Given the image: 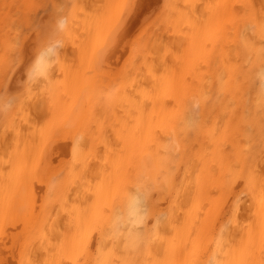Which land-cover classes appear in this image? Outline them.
<instances>
[{
    "label": "bare ground",
    "instance_id": "bare-ground-1",
    "mask_svg": "<svg viewBox=\"0 0 264 264\" xmlns=\"http://www.w3.org/2000/svg\"><path fill=\"white\" fill-rule=\"evenodd\" d=\"M179 1L187 12L179 10ZM209 1L172 3L179 17L172 13L174 17L168 20L176 16L182 24L187 23L184 27L181 24L182 30L189 28L185 30V46L178 49L172 43H168L171 47L161 43L163 49L156 45L155 52L142 51L145 57L141 56L140 63L145 71L139 67L137 95L133 94L138 97L136 104H130L135 100L130 101L133 95L129 98L125 91L120 92V103L126 100L121 111H131L128 117L138 113L137 139L135 123L128 125L124 113L126 127L125 119L116 112L122 129H129L124 133L117 123L118 132L113 134L117 144H113L102 125L96 124L99 130L96 127L95 137L90 134L101 149L96 160L91 158L95 167L88 159L94 153L89 152L91 140H86L90 144L88 157L84 156L83 142L81 151L89 166L81 165L92 179L83 174L88 181L73 180L72 166V172H80V163L86 162L80 156L81 162L70 166L67 178L66 173L61 175L64 179L60 177L59 193L52 201L46 199L44 205L31 207L27 213L17 195L4 242L8 264H207L213 251L221 264H264V91L257 78L258 73H264V0H250L248 6L240 1L246 10L244 16L235 14L234 5L239 0H217L221 6L216 7H210ZM226 16L233 19L234 25H226L230 30L223 27L219 36L218 28L214 35L210 25L207 31L208 24H220L222 19L226 22ZM212 64L216 69L208 66ZM204 65L211 69L206 79L193 83L191 90L197 89L196 96L172 88L179 71L185 70L186 76L194 79L195 71ZM189 120L195 121L191 129L186 126ZM120 139L127 143L122 146ZM169 142L176 145L175 150H168ZM145 155L152 157V164ZM23 171L22 167L19 173ZM74 181L77 185L72 192ZM138 183L151 190V218L143 227V242L132 245L123 236L110 234L108 225L113 209ZM153 193L166 208L157 207ZM95 208L99 215H92Z\"/></svg>",
    "mask_w": 264,
    "mask_h": 264
},
{
    "label": "rangeland",
    "instance_id": "rangeland-1",
    "mask_svg": "<svg viewBox=\"0 0 264 264\" xmlns=\"http://www.w3.org/2000/svg\"><path fill=\"white\" fill-rule=\"evenodd\" d=\"M176 1L178 2V0ZM176 1L0 0V95L14 94L16 96V103L13 108L6 113H0V264H8L5 245L7 242H4L5 237L9 233L11 224H9V218H11L10 210L14 207L15 198L19 197V201L21 199L20 203L22 206H20L27 208V211L24 209L27 213H29L28 209L31 207L39 208V205H44V202L50 200V198V201H52L55 194L58 195L57 193H59L60 180L64 179L61 175L66 173L64 176L67 178L70 166L75 164V162L77 163L78 160L81 162L80 156L88 157L86 153L90 144H88L89 141H86L87 139L91 140L92 146H95V148L94 146L89 147V152L91 151L92 153V150H94V153L92 155L89 153V156L91 155V157H88L90 163L84 157L83 160L86 162L83 161L80 165H85L87 169L88 163L94 162V160L91 161V158L96 160L99 152L101 154L98 142L96 139H91L95 135L93 133L96 131V127L98 129L102 125L100 126L102 127L101 130H106L109 141L117 144L115 143L117 138L115 139L113 134H116V131L118 132V130L115 131V129H119L116 125L118 126L119 124L121 126V122H117L118 116H123L121 118L125 119L126 117L124 116L126 114L124 115V113H127L126 111L124 113L121 111V104L126 100L120 103L119 95L122 91H125L129 98L133 94L137 95V90L135 93L134 91L137 89L139 67L142 70L144 69L140 60L145 57V54L141 52L145 50L155 52L157 46L163 49L164 46L160 45L161 43H166L165 46H170L168 43H172V46L174 45L173 48H183L185 46V30L189 28L186 29L185 27L183 28L184 31L182 30L185 24L187 26V23L182 24L179 22L181 19L179 20L177 18L179 16L175 14V12H179L175 8L181 1H179L180 3L177 6L174 4L176 6L175 10L172 9L174 7L172 3L177 4ZM235 1L238 2L237 0ZM240 1L248 6L250 5V0H239V3L234 5L235 14L244 16V11L246 10H244L245 8ZM184 2L186 3V1ZM185 3L184 5H186ZM209 4L211 5L210 7L221 6L217 0H211ZM178 7L183 9L181 10L180 8V11L185 10L187 12L185 9L187 7L184 6L183 8V4ZM172 13L177 16H175V19L173 18L177 20L176 22L168 20L172 18V15L174 17ZM57 15H65L69 18V28L64 36V47L61 50L59 64L53 72L54 83L51 87L48 85L27 87L24 84L25 69L31 63L38 45L46 39L50 24ZM226 17L227 23L225 20L222 19L221 21L220 19V24L214 21L208 25L205 24L207 25V31L213 27L211 34H214V31L219 28L221 32H216V34L219 33V36L223 35V27L229 29V26L231 27L233 24V19ZM228 24L230 25L226 26ZM210 25L212 26L209 27ZM214 35L211 36L212 42H215L213 41ZM207 36L210 38L209 35ZM219 36H217V39L215 38L216 41L218 40L216 43L220 41ZM159 38H161L162 42L158 40ZM152 47L155 48L151 50ZM96 61H98V64H96ZM214 61L217 62L216 60ZM208 66L212 67L214 65ZM209 67L206 65L198 67L194 73L197 74L194 79L187 77L186 75L188 74H186L185 70L179 71L175 86L172 88H178L186 95L195 94L196 96L197 89L191 90V87L194 85L193 83L200 82L208 77L207 70L211 69ZM216 67L217 65L214 68L216 69ZM181 83L183 84L180 86ZM122 94L120 98L123 99ZM134 95L131 100H127L132 102L135 97L133 103L128 102L133 105L136 104V99L138 100V97ZM161 96L163 98V95ZM112 97L114 98L113 101ZM125 103L127 104V102ZM83 105L82 109L81 106ZM129 107L130 109L132 108L131 105ZM129 113H127V117L130 115ZM136 113L135 111L131 117H128V125L133 124L132 126H134L135 123L136 134H134L135 130L133 133L135 136L138 131L136 128L138 123L136 121L138 117L136 116L138 113ZM107 114L110 115L113 121H110V117ZM113 114L116 115L114 116ZM113 116L114 118L112 119ZM126 119L124 122L126 127H128ZM105 121H107L106 125ZM108 122L110 125L113 122L115 127L108 125ZM96 124L99 126H96ZM109 126L114 128V130L109 128ZM122 128L123 126H121ZM91 129L93 130L92 132H90ZM107 129L110 131H107ZM127 129L129 128L122 130L125 133ZM118 135L120 136V134ZM121 139L119 140L120 142ZM135 139H137V136ZM131 141L132 139L129 142L135 144V142ZM83 142L86 143L85 155L81 151L84 150ZM124 143L121 142V145ZM79 144L82 145L83 149H81L82 147ZM131 145L133 147V144ZM191 147H194V145ZM96 152L98 155H96ZM93 155L96 156L92 157ZM147 156L145 155V157ZM147 158L152 164V157L149 156ZM20 161L23 164H18ZM82 165L80 166L82 169L77 167L81 171L84 169L82 172L76 169L75 172L78 171L77 173L72 172V170L74 171L73 166L72 170L70 169L71 175L73 173L76 175V178L73 177L76 182L78 181L77 177L79 180L84 179L83 174L89 175L91 179L93 178L90 171H86L87 174L84 172L85 167L83 166V168ZM22 167L24 174L22 172L19 173L22 171ZM93 167H95V162ZM17 171L19 175L21 174V177L17 176ZM10 175H14V179ZM15 177L19 183L15 182ZM11 179L12 182L14 181L13 183H16V187L14 186L15 184H11ZM83 181H88V178ZM76 182L74 181V186L70 185L73 186V188L71 187L73 190L70 189L72 192L77 185ZM12 186L14 187L12 188ZM119 188L120 186H117L115 189L117 199ZM75 191L79 193L80 190ZM72 192L70 191V193ZM157 194L154 195L153 193V199L156 201L154 203L160 209L166 208L167 204H164L161 198L157 201L155 197ZM28 196L27 200L26 197ZM34 196L36 199H34ZM113 196L112 199L114 200ZM71 197L72 195H70ZM165 203L167 202L165 201ZM95 209L96 211L92 215L96 213L99 215V211L104 213L99 207V211L97 208ZM104 215L106 214L104 213Z\"/></svg>",
    "mask_w": 264,
    "mask_h": 264
},
{
    "label": "clouds",
    "instance_id": "clouds-1",
    "mask_svg": "<svg viewBox=\"0 0 264 264\" xmlns=\"http://www.w3.org/2000/svg\"><path fill=\"white\" fill-rule=\"evenodd\" d=\"M69 28V18L57 15L53 18L48 34L34 52L31 63L24 72V84L27 87L48 85L54 83L53 72L60 61L61 50L64 47V36ZM261 91H264V73H258ZM16 103L14 94L0 95V113L10 111ZM186 126L191 129L195 121L189 120ZM169 151L175 150L176 145L169 142ZM151 190L138 183L125 193L122 204L114 208L109 220V232L113 236H123L132 245L142 243L144 240L143 227L151 218L149 201ZM155 223V221H153ZM207 264H221L220 257L213 251Z\"/></svg>",
    "mask_w": 264,
    "mask_h": 264
}]
</instances>
